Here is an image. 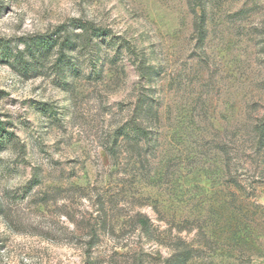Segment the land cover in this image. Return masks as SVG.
<instances>
[{"label":"rangeland","instance_id":"374dc122","mask_svg":"<svg viewBox=\"0 0 264 264\" xmlns=\"http://www.w3.org/2000/svg\"><path fill=\"white\" fill-rule=\"evenodd\" d=\"M0 264H264V0H0Z\"/></svg>","mask_w":264,"mask_h":264},{"label":"trees","instance_id":"16d2710c","mask_svg":"<svg viewBox=\"0 0 264 264\" xmlns=\"http://www.w3.org/2000/svg\"><path fill=\"white\" fill-rule=\"evenodd\" d=\"M70 28L80 30V32H77V34L73 33L71 32ZM107 33V30L95 26L93 23L76 19L70 22V24H66L59 27L56 33L51 36H46L33 40L32 42L27 44L26 48L29 51V55L31 57L39 59L49 54L50 51L57 45L58 56L56 61V67H60L61 69V67H63L67 61H69L67 51L74 49L78 45L75 41L71 39L72 36H74L75 38H80L82 40L80 42L81 44L79 45H82L83 47H88L92 44V41L95 37H103L106 36ZM61 35H64V37L62 38ZM24 65L26 70L30 69L31 62L26 61L24 62ZM141 223L143 225H147L146 220H141Z\"/></svg>","mask_w":264,"mask_h":264}]
</instances>
